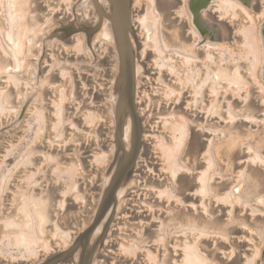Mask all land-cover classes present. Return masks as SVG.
<instances>
[{
  "label": "flooded vegetation",
  "instance_id": "af4514ba",
  "mask_svg": "<svg viewBox=\"0 0 264 264\" xmlns=\"http://www.w3.org/2000/svg\"><path fill=\"white\" fill-rule=\"evenodd\" d=\"M73 1L71 0L70 6L64 5V17L74 15ZM165 1L175 3L176 6L172 9L170 16L156 17L157 21L154 24L153 34L157 36L162 53L147 55L144 40L146 36L142 35V40L138 44L144 53L140 60L141 71L138 76H131L129 73L131 70L129 71L125 67L127 64L123 60L118 45L126 44V35L132 31V28L135 33H138L137 30L141 32L140 29H137L139 17L146 12V5L143 4L140 8L133 6L129 15L126 13L129 8L122 5L120 9L114 10L110 0H100L101 5L98 7L90 4L82 10H76L78 15H82L89 21V24L93 23L94 26H98L96 29L98 34L95 37L82 32L71 38L72 44L70 46L64 43V57L68 60L65 65L69 66L75 62V65H71L74 68L73 71L65 69L64 76V96L66 98L64 100V142L66 144L64 150L67 152L70 149H77L80 153L77 157L79 167L75 171L69 170V161L64 156V167L61 169L62 174L58 180V185L64 189V196L61 195L55 200L47 199L48 219L41 228L42 233L37 232V235L48 238V246L51 250L54 247L66 246L74 238V235L92 225L96 214L105 207L106 201H104L103 191L109 165L120 154H125L129 157V162L132 163L133 155L137 152L139 157H135L131 167L129 165L130 172L127 174L129 179L124 192L119 194L118 199H110L109 216H106L105 210L103 213L106 217L103 216L98 218L100 220L96 219L95 221L98 234L94 236V239L100 240V236H102L103 242V246L100 248L101 255L98 256L96 264H152L153 262L154 264H164L162 262L164 255L172 259L171 263L167 262L166 264H180V261L185 257L184 246L186 242H196V237L199 236L196 235L198 232L195 231H187L184 237L179 235L182 238L176 239V241L181 244L183 250L179 248L175 252L172 251V244L168 246L169 249L168 247L157 246V243L152 246L141 243L149 229L159 230L157 228L159 220H154V217L160 215L155 211L159 209V204L162 206L165 203L170 207L174 203V195L170 193L167 184L174 182L172 185L174 193H176L175 186L179 184L180 177L178 179L177 175L174 178L173 174L166 172L161 166L163 162L160 155L162 153L160 142L168 143L172 138L167 130L173 132L171 126H176L174 124L178 118L183 117L188 126L190 123L187 132L190 140L194 135L192 126L196 123L207 124L212 121L214 102L219 100L223 104L236 103V100L234 101L235 96L230 99L228 80H220L224 84L219 86L220 89H217L213 83L215 81L213 68H221L229 63L225 61L224 56L213 55L212 31L206 27L203 28V25H208L207 23L209 26L212 25L213 10L211 3L209 2L208 11L197 13L196 9H206L204 8L207 7L206 1H204L205 6L199 7L192 4L193 0ZM134 3L135 0L132 1L133 5ZM141 8L142 11L138 13ZM164 11L167 14L170 9ZM237 14L236 26L244 25L243 21L248 23L250 16L253 20L259 42L261 63L257 72L260 75L264 62V35L261 28L264 21V5L250 7L245 3ZM130 18L134 20L132 27ZM121 22L122 25H120ZM160 22L169 30L172 29L173 40L175 41L173 44L179 46L186 44L195 56L185 55L178 51L166 52L160 41V32L162 31ZM122 37L125 39L123 40ZM164 37L168 40L166 33ZM65 39L67 40V38ZM188 40L192 43L191 45L188 44ZM244 40L245 38L242 36L241 41L237 44H242ZM75 47L78 49L76 50ZM151 49L154 50V48ZM123 69H125L126 75L123 74ZM243 70L246 71L245 68ZM132 79L134 85L131 83ZM2 80L5 82V79ZM74 87H76V93H74ZM3 98L5 99V94ZM133 102L136 109L142 110L139 111V114L144 126L139 130L133 129L132 124L128 128V119L132 117L129 106H132ZM118 107H125L124 111L118 110ZM28 118L29 110L24 119V124ZM18 119L20 120L19 116ZM221 120L224 122L223 124L227 125L230 119L225 116ZM23 129L24 127L21 128L22 131ZM76 132L77 135H74ZM125 133L142 136L145 146L143 145L141 150L139 148L135 151V141L132 137L129 141L124 138L118 140V136L124 137L122 134ZM72 136L77 140L71 143H74L75 147H68ZM203 139L200 148L202 154L206 152V141L212 139L211 133H204ZM77 144L78 147H76ZM40 156L42 159H39L38 163L31 167L37 168V171H30L33 173L31 180L26 179V172L28 171L20 173L10 180L12 187H9L6 192L8 175L4 179L5 182L2 181V185L0 183L2 187L0 192V237L9 231L15 233L20 228H9L5 225V221H13L19 226L25 219L19 210L21 197H15V191L23 187L22 184L28 181V200L32 201L38 193L36 191L37 185H42L41 178L47 180V183L54 180V178L49 177V175H56L54 169L46 167L50 161H44L46 160L45 153H40ZM199 176L200 174L194 175L197 180ZM228 179L229 181L225 186H231L227 191L228 193L230 191L232 197L228 195L233 199V195L237 191L235 190L236 193L234 194L232 191L236 189V182L240 180V170H236ZM69 187L70 192L68 191ZM191 187L196 189H193L192 194H194L190 196L195 208L200 206L201 202L210 205L213 199V191L208 185L206 196L199 193L201 189L199 180L193 182ZM165 188L169 194L160 198V191ZM77 191L83 194L82 198L75 197ZM225 194H227L226 191ZM37 205L39 206L37 203L35 208ZM216 206L218 205L216 204ZM227 207H229L227 208L229 212L237 206L228 204ZM71 210L75 212L73 216L69 215ZM257 221L258 219L251 221L250 225L253 228L247 226V228L239 230L241 235H247L245 237L250 239L247 250L240 254L231 253L228 249L221 250L219 252L221 257L228 259L239 256L242 261L241 264H250L249 260L253 258L255 247H257L255 243L261 241L264 248V231L256 228ZM64 233H68L69 238L63 243L62 236ZM204 239L206 237H199L198 242ZM42 250L46 252V249ZM149 252L156 255L155 261L150 258Z\"/></svg>",
  "mask_w": 264,
  "mask_h": 264
},
{
  "label": "crops",
  "instance_id": "0c3cea01",
  "mask_svg": "<svg viewBox=\"0 0 264 264\" xmlns=\"http://www.w3.org/2000/svg\"><path fill=\"white\" fill-rule=\"evenodd\" d=\"M204 1L207 3V7H204L206 9L201 8L196 9L195 11L197 13H204L209 10V2L212 5V25L209 26V23H207L208 25H203V28L206 27L212 31L211 35L214 41L213 43H215L213 44V54H215L217 57L221 55L224 56V47L230 45L225 42L229 37V27L226 22L233 24V21L238 19L237 12H239L245 3H247V5L250 7L254 5H264V0H193L192 4L196 7L205 6ZM143 4L145 6V3H142L141 6H143ZM133 6L134 5L132 4L131 9L126 11L128 15L131 14L129 12H132ZM53 13H55V10L53 12L50 11V15ZM62 15H64L63 9ZM144 16L145 15L141 16L142 19ZM157 18H155L156 21ZM44 19L47 20L46 17ZM142 19H139V27L137 28L140 29L141 32L137 30L138 33H135V30L132 28V31H129V33L126 35L127 42L125 41V43L133 44L134 42L138 44L139 41L142 40ZM133 21L134 20H131L130 18L131 27ZM60 24L61 25L58 26L62 27L61 33L58 32V34H55L57 38L54 40V42L47 43L46 47L42 44L39 46L41 49V54L43 53L44 55L42 67L40 66L38 69L36 65L37 60L40 59V57L31 54L29 55V60H26V63L23 65H20L13 57L12 59L10 58L11 66L15 69L16 73H8V70L5 68H3V71L1 72V77L2 79H5V81H7V77H12L18 82L13 83L14 81L11 79L12 83L10 82L8 85L6 83V85L0 89V167L4 163L5 158L9 157L11 150L14 149L16 145H19L20 137L23 135L21 128L28 125L30 111L38 110L42 112L39 114V116L47 120V110L45 107L49 105L52 108L50 112L54 120L52 121V129L43 139V142L45 143L42 145L44 146V150L37 153L35 162L28 163L27 166L23 167L18 173L20 174L28 171L26 172V179L28 178L27 180H31L33 173L30 171H37V168L33 169L31 167L37 164L39 159H42L40 153H45L46 160L44 161H50V164L47 163L48 165L46 167H52L51 169H54V174H56L55 176L49 175V177L54 178V180L50 181V183H47V180L41 178L42 180L40 182H42V185H37L38 188L36 191L38 192V198L45 199L46 202L48 198L55 200L61 195L64 196V189L62 186L58 185L59 176L62 174L61 169L64 167V156L67 157V160L69 161L68 164L70 166V171H75L79 167L77 160V157L80 153L79 150L70 149L67 150V152L64 150V145H66L64 142V67L66 66L65 64L68 62V60L64 57V22ZM241 26L244 28V26L241 24L238 26L235 25L236 31H233L232 34H240L243 36V28H241ZM122 38L123 40L125 39L124 37ZM55 51H57V54H55ZM143 53L144 50L141 49H139V52H137L135 57V67L131 69V76L139 75V72L141 71L140 60L142 59ZM8 54L4 53V57H11V55ZM29 72L30 74H38V72H40L38 75L44 78L46 87V96L44 100L38 99L36 96L38 95L37 93L35 95L37 87H35L33 91H30V89L32 90L33 87V80L31 84L27 83L23 85L24 88L22 90L20 89V85L24 82L22 77L27 75ZM228 82H238L242 85H249L246 89V93L240 94L236 93L237 91H233V89L230 88V99L231 97L235 96L236 98L234 99H236V103L229 104L228 102L223 104L219 100L214 102L212 105V121L207 124L196 123L194 126H192L194 129V137L192 138L191 149L188 153H186V159H184V156L186 142L189 139L187 132L188 127H190V123L188 126L186 119L183 117L178 118V121L175 122L176 124L174 125L176 126L185 125L186 127L184 143L174 163L177 172L175 174L172 173L174 178L177 175H181V177L178 181L179 184L175 186L177 195H174L173 197L174 203L171 208L165 203L162 206L159 204V209L155 211H157L160 215L154 217L155 221L159 220L157 227L159 230H166V227L163 225V220L160 217L163 216L171 218L168 229L172 230L170 231L169 237L165 238L154 235V233L158 230L154 228L149 229L147 231L146 237L141 240L143 245L147 243L148 245L152 246L153 244L157 243V246L168 247L170 244H172L173 252L178 251L179 248L183 250V247L181 248V244L178 243L176 239H181L182 236L184 237V235L187 234V231H195L198 232L196 235H199L196 237V242L194 241L193 243H188V241L186 242V245H193L198 253L199 251L197 249V245L199 243V237L203 236L211 241L212 246L216 244H222L227 246L231 253L240 254L247 250V246L250 245L248 240L250 239L246 238L247 235H241L239 230H243L247 228V226L253 228L249 224L252 220L258 219V225L256 228L264 231V87L262 88L258 85H255L256 89L252 91L250 83H242L236 80ZM131 83L134 85L133 79ZM213 83L217 89H220V87L217 86L216 81H213ZM4 94L7 101L3 98ZM26 95L31 96V108L29 109V118L26 121V124L22 126L18 119V114L20 112L22 102L25 101ZM59 104H61L60 108L62 110L60 115L56 113L58 107L57 105ZM124 108L125 107H118V110L124 111ZM129 110L132 114V120L131 118L128 119V128L130 127V124H132L133 129H142L144 124L139 114V111L141 112L142 110L136 109L134 102L132 106H129ZM225 116H228L230 119L227 125L223 124L224 122L221 120ZM171 127L173 128V132H169V130H167V133L172 135L170 142L160 143V149L162 150L160 155L163 162L161 166L164 170H166V172H171L170 164L165 157L162 146H173L175 126ZM208 132L211 133L212 139L206 141V152L202 154V152H200V148L204 141L203 135L204 133ZM74 135H77V132L74 133ZM122 135L124 137L118 136V140L119 138H124L126 141H129L131 137L133 138V141H135V151H137L139 148L140 150L143 148L144 141L142 136H138V134L130 135L129 133ZM43 136L44 134L42 135V138ZM71 138L72 139L70 140L71 142L68 147H75V144L71 143L76 142L77 140L74 139L73 136ZM76 147H78V144ZM26 154L27 152L15 161L9 173L7 174L8 176L18 166V164L22 162ZM136 156L139 157L138 152L133 155L134 158L131 163L128 160L129 157L125 156V154H120L118 157H116L115 161L109 165L106 176L107 181L105 179L106 183L104 185L103 191L104 201L106 202L105 207L100 212V214L102 213V217L109 213L108 211L111 204L110 199H118L120 197L119 194L124 192L125 185L129 179L127 178V174H129L130 167L133 165ZM209 161H211L212 167L208 174L207 185L213 191V199L212 202H210V205H208L206 202H201L200 206L195 208L190 197L193 196L194 193L192 194V191L195 188H192L191 185L193 182L199 180L195 179L194 175H201L202 172L208 169ZM200 163L202 164L201 166ZM236 170H240V180L236 182L237 184L235 186L237 193L233 195V199L229 198L230 203H222L221 201H218V198L225 197L228 194L232 197L230 191L229 193L227 191L231 186L226 187L225 184L228 183L229 176H231V174H233ZM164 190L167 191V188ZM68 191L70 192V187L68 188ZM225 191L227 194H225ZM75 197L82 198L83 194H81L80 191H77L75 193ZM161 197L163 196L160 195V198ZM216 204L218 206H216ZM228 204H233L235 207H237L234 210L231 209V211L228 212ZM105 210L106 212L104 214L103 211ZM74 213L75 212L71 210L69 215L73 216ZM211 220L220 222L223 225L226 224L227 229L223 230L228 231V233L222 232L220 234H209L202 231H196L194 229L185 230V227H192L193 225L207 226L208 221ZM177 227H180V229L184 231H175ZM255 244L257 247H255L254 256L251 260H249V263L264 264V248L262 242L260 241V243L258 242ZM186 245L184 246V249ZM168 248L170 249V247ZM135 251L136 250L134 249V252ZM149 253L152 255V258H154L153 261H155L156 255H153L151 252ZM184 258L182 261H180V264H184ZM171 261V257H166L164 255L162 260L164 264L167 262L171 263ZM208 262L210 263V261Z\"/></svg>",
  "mask_w": 264,
  "mask_h": 264
},
{
  "label": "water",
  "instance_id": "95a60500",
  "mask_svg": "<svg viewBox=\"0 0 264 264\" xmlns=\"http://www.w3.org/2000/svg\"><path fill=\"white\" fill-rule=\"evenodd\" d=\"M132 1L133 0H110L111 5H112L114 10L120 9V7L122 5H125L127 8L131 9ZM167 3L168 2H166L165 0H153V2L151 3V6H152L154 13L161 18H163L165 16H170L172 14V9L176 6V4L171 2L170 8L169 7L167 8ZM90 4L94 5L95 7H98L101 5L100 0H74L72 3V10H73L74 15L73 16L68 15L66 17H63L64 15H62L63 6H61V9L59 11H55V13L50 15V11H49V13L46 12V7L43 5L44 10L41 9L40 14H41V16H43L42 17L43 19L45 17L47 18L44 26L38 27L36 25V23L34 25L29 24V25L25 26V28H23V30H21L20 27L17 26L18 31L16 29H15V31L17 34H19V31H25L26 34H28L27 37H25V39H32V41H34V38H36V37L45 38V40H43V41L41 40L38 43L36 41H34L32 43L31 40L24 42L33 48L39 47L41 44L40 42L44 43V46L47 43L54 42V40L57 38V36L55 34H58V32L61 33L62 27H59L58 25H61L60 23H62V22H64V43H66L68 46H70L72 44L71 38L74 36H77L78 34H80L82 32L88 33V34H90V36L96 37L98 34V30H96L98 26H94L93 23L89 24V21L87 19H85L82 15H78L76 13V10H82ZM5 8H6V15H7V19H8L7 20L8 24L6 25L4 23V20L0 19V22L2 25V27H1L2 34L1 35H2V39H3L4 47L6 48L8 53L11 55V57H7V56L4 57V53L0 52V62L1 61L5 62V66H7V67H5V69L8 70V73H16L15 69L11 66L10 60L12 59V57H14V59H16L17 62H19V60L15 57V53L13 52V49H15V47H14L15 45H13L12 42L9 41V39H8V31L9 30L8 31L6 30L9 26L11 27L14 24L11 17H10V13L13 14V12H12V8L8 6V0H5ZM10 8H11V12H10ZM165 9H170V11L166 14V11H164ZM141 11H142V8L139 9L138 13H140ZM46 13H48L47 16H45ZM214 15H215V13H214ZM237 22L238 21H233V24L226 22L228 24V27H229V37L227 38V40L225 42L230 44V45H234V46L237 45V43L240 42L242 39V35H240V34L233 35L232 34L233 29H235V25ZM160 27L162 30L161 31L162 33L160 32V41H161L162 48L166 52L178 51V52L185 54V55L195 56V54L192 53L188 49L186 44H181L180 46L173 44L175 41L173 40L172 29L169 30L168 27L164 26L161 22H160ZM261 28H262V33L264 35V32H263L264 31V21L261 24ZM51 32H53V33H51ZM165 33H166V37L168 38V40L165 39V37H164ZM65 38H67V40ZM187 42L190 45L192 44L189 40ZM213 42H212V45L215 44ZM145 46L147 47V50H146L147 55L151 56V55L155 54L153 49H151V48H154L153 44L148 43ZM118 49L121 50L120 52L122 54V57L124 58L123 59L124 62L127 64V68L130 70L132 68H134V63H135L134 60H135V57L137 55V52H139L140 44H136L134 42H133V44H127L126 43V44H123L121 46L118 45ZM55 54H57V51H55ZM213 55L215 56V54H213ZM19 64L22 65L21 63H19ZM71 65H75V62H73ZM71 65H69V66L64 65L65 66L64 69H69V70L73 71L74 68ZM246 65H247V63L242 61V62L238 63L236 66L228 64L227 66H224L221 68H215L214 67L213 68L214 80L216 81L217 86L224 85L220 82L221 79H226L228 81L236 80V81H239L242 83H250L252 91L255 90L256 86L254 85V83L252 81V77L246 71L242 70L244 72L242 75V78H239L238 76H236V70H239V67H241V69H244L246 67ZM1 72H0V74H1ZM123 73H125V69H123ZM130 73H131V71H130ZM259 76L262 79V82L264 83V62H263V66H262V71H261ZM0 79L2 80V78H0ZM22 79H24V81H28L30 83L32 82V80L34 81V83H32V86H33L32 90L30 89V91H33L35 89V87H37L40 82H43L40 75L33 74V73L30 74V72L27 75H24V77H22ZM3 83H4V81H0V84H3ZM23 88H24V86L22 84L20 86V89L22 90ZM28 95H26L25 101L22 102V105L20 107V112L18 114V116L20 117L19 121H20V124L22 126L24 124V119L28 114V110L31 108V99H30L31 96H28ZM234 100H236V99H234ZM45 108L47 110L46 115H47V121L48 122L46 125V132L44 133L42 141H43L44 137L47 135V133L52 129V121L54 120V118L50 112L52 108L49 105H47ZM193 137H194V135L192 136V138ZM192 138L190 140L188 139L186 142L184 159H186V153H188L191 149ZM39 148H41V149H39ZM43 150H44V146H42L39 143L34 145L30 150H28V152L25 155L22 162H20L18 164V166L8 176V180L6 182L5 192L7 191V189L9 187H12L10 184V180L12 178H14L21 171V169L23 167H26L28 163L35 162V158H36L35 155H37V153L39 151H43ZM198 156H199V153H198ZM201 165L202 164L200 163V166ZM179 177H181V175H178V179H179ZM173 183H168L167 187L169 188L170 193L175 195L176 193H174L173 186H172ZM235 190L236 189H234L232 191L233 194L236 193ZM170 208H171V206H170ZM106 216H109V214H106ZM101 217H102V213L101 214L97 213L96 217L94 218L92 225H90L89 228L82 230L79 234L74 235V238H72L66 246L54 247L53 250L46 252V253H43L37 258H32V259H28V260L23 259V260L12 261V260H8L5 258H0V264H96L98 256L101 255L100 248H101V246H103V242L101 240L102 236H100V240L94 239V236H97V234H98L97 233L98 227L95 225V221H96V219L100 220L98 218H101ZM160 218L163 220V225L166 227V230L160 229V230L156 231L154 233V235L168 238L170 231L172 230V229H170V230L168 229L171 218L163 217V216H161ZM185 228H186L185 230L194 229L196 231H202V232H206L209 234H220L222 232L228 233V231L223 230V229H227L226 224L223 225L222 223L215 222L213 220L208 221L207 226H199V225L194 226L193 225L192 227H185ZM175 231L181 232L184 230L180 229V227H177L175 229ZM197 247H198L197 249H198L200 255H202L204 258H206L212 264H241V262H242L241 258L239 256L236 258L232 257V258H228V259L221 257L219 252L221 250L228 249V247L224 246L222 244H218V245L216 244V245L212 246L211 241L208 239H204V240L200 241L198 243Z\"/></svg>",
  "mask_w": 264,
  "mask_h": 264
},
{
  "label": "rangeland",
  "instance_id": "374dc122",
  "mask_svg": "<svg viewBox=\"0 0 264 264\" xmlns=\"http://www.w3.org/2000/svg\"><path fill=\"white\" fill-rule=\"evenodd\" d=\"M41 4L46 7V12L49 13V11L53 12L54 10H60L61 6H70L71 0H40ZM39 0H18L19 7L17 10H13L12 8V1L8 0V6L12 8L13 14L10 13V16L12 17L13 25L12 30L13 33H15V29L18 31V27H20L21 30L25 28V26L29 24H35L40 27L43 26L46 22L42 19L43 16H41L40 12L42 9V5L40 4ZM153 0H135L134 6L136 8H139L142 3H145L146 5V12L144 13V18L140 16L139 19H142V35L146 36L144 38L145 45L148 43H151L154 45V53L161 54L162 51L159 47L157 36L154 33V24L156 21V15L153 12L151 3ZM167 3V8L170 7ZM10 8V12H11ZM45 16H47V14ZM0 19L4 20V23L7 25V15H6V8H5V0H0ZM18 22V23H17ZM18 24V25H17ZM243 26H241L243 37L245 38L244 42L242 44L237 45H229L224 47V59L227 63L230 65H237V63L245 62L247 63L245 70L246 72L252 76V81L254 85H258L260 87H264V83L262 82V79L259 76L258 67L261 63L260 60V51H259V42L258 37L256 35V29L253 26V20L251 16L249 17L248 23L243 21ZM18 26V27H17ZM1 22H0V52L8 54V51L4 47L3 39H2V30H1ZM25 31H20L19 35L20 37H14L10 36L9 41L14 43L15 46H22L25 51H27L26 43L25 41H28V39H25ZM153 41V42H152ZM31 43V42H30ZM146 47V46H145ZM147 48V47H146ZM75 49L77 50L78 47ZM147 50V49H146ZM37 52V49L35 50ZM40 52V53H39ZM27 54V52H25ZM33 53V52H32ZM25 54V55H26ZM10 55V54H8ZM24 55V56H25ZM38 56L41 58L37 60V67L38 69L40 66L42 67L43 62V53L41 54V49H38ZM27 61L28 55L26 56ZM243 69L239 67V70H236V76L239 78H242L243 75ZM237 71H242L241 76L237 75ZM209 78V77H208ZM11 79L14 81L13 83H17L18 81L15 78L7 77V81H5L3 84H0V89L2 86L8 85V83L11 82ZM43 82H40L36 88V93L38 95L37 98L40 100H44L46 96V87L44 78H42ZM3 81V80H1ZM12 83V82H11ZM31 84L28 81H24L22 84ZM21 84V85H22ZM20 85V86H21ZM230 88L234 91H237L236 93H246V89L249 84L242 85L238 82H229ZM238 85V86H237ZM76 86V85H75ZM242 89V91H241ZM76 87H74V93H76ZM171 92V91H170ZM6 100V99H4ZM64 100H66L64 96ZM7 101V100H6ZM56 113L58 115L61 114L62 110L60 108L61 104L57 105ZM30 111V110H29ZM33 112V113H32ZM42 113L38 110H32L30 111V118L28 120V125L23 126V135L20 137L19 145H16L14 149L11 150L9 153V157L5 158L4 163L0 167V183L2 185V181L7 177V174L9 173L10 169L12 168V165L14 164L16 160H18L21 156H23L28 150H30L34 145L41 144L44 145L45 143L42 141V135L46 132V125L47 120H45L43 117L41 118L39 114ZM59 118V117H57ZM174 136H173V146H162L163 151L165 154V157L170 164V173L175 174L177 172V169L175 168V161L176 157L179 154V151L184 143L185 135H186V127L185 125H177L174 128ZM162 141V138H160ZM161 143V142H160ZM212 167L211 161H209V167L207 170L202 172V174L199 177V182L201 184V189L199 191L200 194L203 196L207 195V181H208V174ZM5 182V181H4ZM71 182V181H70ZM22 183V182H21ZM29 182H25L22 184L23 187H21L19 190L15 191V197H21L20 203L21 206L19 208L20 213H23L24 215V222L21 223V225L18 226V224L14 223L13 221H5V225L7 227H20L15 233L6 232L2 237H0V258H5L12 261L17 260H28L32 258H37L43 253L46 249V252L51 251V248L49 245V241L44 237L43 235H37V232L40 231L42 233L41 228L45 225V221L48 218L47 213V207H48V200L47 202L43 203L42 205H37L35 209H33L32 205L30 204V201L28 200V190H29ZM0 185V192L1 187ZM34 187V186H33ZM8 190V189H7ZM10 194V193H8ZM169 193L166 190L160 191L161 196H167ZM230 196H225L218 198V201H221L222 203H230L229 201ZM68 233H64L63 243L65 241H68ZM185 258H184V264H212L209 263L206 258H204L200 253L197 252L196 248L193 245H186L185 247ZM44 252V253H46ZM151 259L152 255L150 256ZM154 264V262L152 263Z\"/></svg>",
  "mask_w": 264,
  "mask_h": 264
},
{
  "label": "bare ground",
  "instance_id": "6f19581e",
  "mask_svg": "<svg viewBox=\"0 0 264 264\" xmlns=\"http://www.w3.org/2000/svg\"><path fill=\"white\" fill-rule=\"evenodd\" d=\"M12 1V3H11V5H12V8H13V10L15 9V10H17V8L19 7V3H18V0H11ZM40 1V0H39ZM250 1V0H249ZM40 4H41V1H40ZM42 5V4H41ZM168 5H170V3L168 4ZM170 8V7H169ZM42 9L44 10V7H43V5H42ZM117 10V9H116ZM11 17V16H10ZM11 19H12V17H11ZM43 19V18H42ZM44 20V19H43ZM44 22H46V20H44ZM7 24H8V22H7ZM45 25V24H44ZM43 25V26H44ZM120 25H122V22L120 23ZM124 25V24H123ZM7 31H8V39H9V37L10 36H14V37H20V35L19 34H17L16 33V31H14L15 33L13 34V30H12V27H8L7 29H6ZM222 31V30H221ZM19 33H20V31H19ZM27 35L28 34H25V36L24 37H27ZM221 35H223V34H221ZM29 41L31 40L32 41V39H28ZM43 41V40H45V38H41V37H36V38H34V41H36L37 43L39 42V41ZM34 41H32V43L34 42ZM43 46H44V43H42V42H40ZM13 45H14V43H12ZM47 46V44H45V47ZM15 47V49H13V52L15 53V57L19 60V62L18 63H21L22 65L24 64V63H26V56L28 55V58H29V55H37L38 56V49L40 50V48L39 47H35V48H33V47H31L30 45H28V44H26V49H27V51H25L24 49H23V47L22 46H14ZM37 49V52H35V50ZM121 49V48H120ZM25 52H27V54L25 53ZM33 52V53H32ZM26 54V55H25ZM25 55V56H24ZM40 57V56H39ZM14 58V57H13ZM41 58V57H40ZM5 67H7V66H5V62L4 61H1L0 62V72L3 70V68H5ZM126 68H127V66H125ZM125 68V69H126ZM128 69V68H127ZM128 70H130V69H128ZM127 70V71H128ZM126 71V72H127ZM130 73V72H129ZM241 73H242V71H241ZM241 73H240V71H237V75H239V76H241ZM38 74H40V72H38ZM123 74H125V73H123ZM1 75V74H0ZM126 75V74H125ZM127 75L129 76V74L127 73ZM0 78H1V76H0ZM125 79H126V76H125ZM35 92V91H34ZM32 97H33V95H32ZM39 149H41V148H39ZM35 157H36V155H35ZM35 160H36V158H35ZM39 204V205H42L43 203H45V199H41V198H38V196H36L34 199H32V201H30V204H32V207H33V209H35V204ZM48 219V218H47ZM46 219V220H47Z\"/></svg>",
  "mask_w": 264,
  "mask_h": 264
}]
</instances>
